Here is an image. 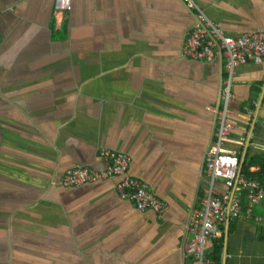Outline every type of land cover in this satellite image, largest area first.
Segmentation results:
<instances>
[{"label":"crops","instance_id":"0c3cea01","mask_svg":"<svg viewBox=\"0 0 264 264\" xmlns=\"http://www.w3.org/2000/svg\"><path fill=\"white\" fill-rule=\"evenodd\" d=\"M198 4L228 36L264 32V0ZM194 21L183 0H72L63 14L0 0V264H186L227 78L223 57H184ZM231 91L224 147L246 162L264 152V62L239 66ZM105 149L131 158L165 213L138 211L117 179L61 184L103 170ZM245 201L221 224L218 264H264V202L253 218Z\"/></svg>","mask_w":264,"mask_h":264},{"label":"built area","instance_id":"2783aa9c","mask_svg":"<svg viewBox=\"0 0 264 264\" xmlns=\"http://www.w3.org/2000/svg\"><path fill=\"white\" fill-rule=\"evenodd\" d=\"M195 15L193 26L186 34L184 57L190 60L212 62L217 57L226 60L227 78L223 88V107L217 111L218 126L214 143L205 156L203 172L208 178L200 205L191 209L186 231L190 240L183 246L186 264H218L213 258L215 241L221 234V224L229 217L242 214V200H247V214L253 217V208L264 202V186L258 179L239 173L240 158L229 150L233 124L229 121L232 102V80L235 70L246 64L264 62V32H247L239 37L228 36L207 15L198 0H183ZM72 10V0H54V12L63 14ZM102 159L107 163L103 170L87 166L68 169L61 184L66 188H79L87 184L117 179L116 190L120 198L128 200L140 211L163 214L168 204L157 197L150 186L130 173L131 158L117 150L105 149ZM218 181L223 186L217 185ZM260 220L259 217H255Z\"/></svg>","mask_w":264,"mask_h":264},{"label":"trees","instance_id":"16d2710c","mask_svg":"<svg viewBox=\"0 0 264 264\" xmlns=\"http://www.w3.org/2000/svg\"><path fill=\"white\" fill-rule=\"evenodd\" d=\"M256 168L253 170L252 168ZM242 174L253 179H258L262 185L264 186V152L257 153V152H249L246 162L242 167ZM245 202V198H243L242 203ZM262 229V235L261 239L264 240V222H262V225L260 226ZM220 250H221V244H219L218 247L215 248L213 252V258L219 261L220 256Z\"/></svg>","mask_w":264,"mask_h":264},{"label":"water","instance_id":"95a60500","mask_svg":"<svg viewBox=\"0 0 264 264\" xmlns=\"http://www.w3.org/2000/svg\"><path fill=\"white\" fill-rule=\"evenodd\" d=\"M244 162H245V155H243V158L240 159L239 173H241V171H242V167H243V165H244Z\"/></svg>","mask_w":264,"mask_h":264}]
</instances>
